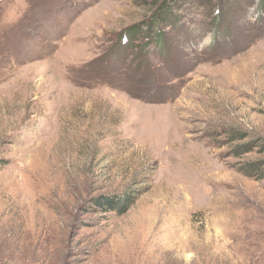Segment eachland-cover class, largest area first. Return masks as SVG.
I'll list each match as a JSON object with an SVG mask.
<instances>
[{
  "label": "rangeland",
  "instance_id": "374dc122",
  "mask_svg": "<svg viewBox=\"0 0 264 264\" xmlns=\"http://www.w3.org/2000/svg\"><path fill=\"white\" fill-rule=\"evenodd\" d=\"M203 1L0 0V264H264V4Z\"/></svg>",
  "mask_w": 264,
  "mask_h": 264
},
{
  "label": "trees",
  "instance_id": "16d2710c",
  "mask_svg": "<svg viewBox=\"0 0 264 264\" xmlns=\"http://www.w3.org/2000/svg\"><path fill=\"white\" fill-rule=\"evenodd\" d=\"M170 1H172V0H170ZM173 1H177V0H173ZM223 1L226 2V0H219L220 3L223 2ZM203 2L208 3V4H212L213 3V0H204ZM260 2L262 4H264V0H260ZM164 3H165V6L164 7L166 8L167 11L169 10V12H170L171 7H170L169 0H164ZM166 10H164V11L163 10H160V11H158L157 16H155L153 18V20L156 23L161 24V22L164 19V16L161 15L160 13H162V11L164 13ZM148 24H149V22H148ZM147 29L149 31H147L146 34L151 33V31L153 29L152 28V25L149 24L148 27H147ZM156 35H158V34L156 33ZM134 202H135V195L133 193H127V194H124V195H117V194H114V195H100V196H98V197H96L94 199V204L96 206H98L101 211H109V210H112V211L118 212L119 214H123V213L127 212V210L130 208V206Z\"/></svg>",
  "mask_w": 264,
  "mask_h": 264
},
{
  "label": "clouds",
  "instance_id": "9594fccd",
  "mask_svg": "<svg viewBox=\"0 0 264 264\" xmlns=\"http://www.w3.org/2000/svg\"><path fill=\"white\" fill-rule=\"evenodd\" d=\"M208 42H209V41H206V43H208ZM204 53H205V52H204L203 48H197L195 54L200 55V54H204Z\"/></svg>",
  "mask_w": 264,
  "mask_h": 264
},
{
  "label": "bare ground",
  "instance_id": "6f19581e",
  "mask_svg": "<svg viewBox=\"0 0 264 264\" xmlns=\"http://www.w3.org/2000/svg\"><path fill=\"white\" fill-rule=\"evenodd\" d=\"M19 256V255H18ZM23 256V255H22ZM24 258V257H23ZM18 259V258H17Z\"/></svg>",
  "mask_w": 264,
  "mask_h": 264
}]
</instances>
